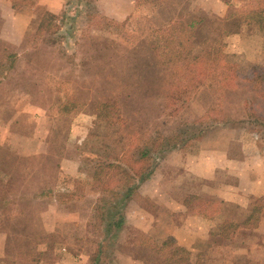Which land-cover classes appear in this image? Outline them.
<instances>
[{"label": "rangeland", "instance_id": "obj_1", "mask_svg": "<svg viewBox=\"0 0 264 264\" xmlns=\"http://www.w3.org/2000/svg\"><path fill=\"white\" fill-rule=\"evenodd\" d=\"M261 4L262 0H0V180L11 183L0 187L11 192L8 200L12 201L0 214L11 215L9 223L22 220L18 225L22 228L30 223L22 217L23 207L35 202L39 220L50 224L52 218L42 219V215L55 202L56 214L70 231L71 257H81L80 264H94L98 253L105 264H156L159 256L148 245L157 242L144 238L129 219L125 228L105 225L102 204L91 195L86 197L84 181L65 175L62 164L77 156L82 173L93 174L100 161L111 160L92 153L104 151L98 142L119 135L132 148L158 134L175 138L177 132L183 134L187 150L207 128L221 123L264 131V29L247 17ZM200 19L205 21L199 24ZM212 20L226 23L232 32L218 44L225 60L240 77L251 72L258 81L236 90L213 82L216 74H206L189 96H176L172 85L182 82L179 85L185 88L190 73L177 74L161 61L158 65L154 53L164 58L169 52L166 37L174 24H193L198 42L214 37L220 31H207ZM46 24L49 29L37 31ZM134 48L138 54L129 56ZM255 66L259 68L253 70ZM210 95L215 102L198 115ZM102 101L117 106L124 120L99 119ZM159 164L156 168L164 176L172 182L177 179L180 194L206 193V184L192 182L172 163ZM100 175L107 186L121 177L111 168ZM23 196L35 200L24 202ZM206 202V198L194 200L192 210L210 215ZM226 212L223 217L234 219L230 208ZM223 224L215 232L220 236L208 242L214 251L210 258H220L226 239L235 231V223ZM37 231L31 236L15 235L12 226L0 222L4 256L38 257L41 264H52L63 240L58 234L49 236L44 225ZM136 241L146 247H132ZM206 246L207 242L200 243L187 250L193 260L207 264Z\"/></svg>", "mask_w": 264, "mask_h": 264}, {"label": "crops", "instance_id": "obj_2", "mask_svg": "<svg viewBox=\"0 0 264 264\" xmlns=\"http://www.w3.org/2000/svg\"><path fill=\"white\" fill-rule=\"evenodd\" d=\"M214 102V97L210 95L205 109L198 115L206 113ZM249 113L248 110V116ZM184 147L180 142L174 149L168 150L164 157L159 158L158 164L160 162L159 165L164 167L165 163H172L181 174H188L192 182L206 184V193L189 191L180 194L181 188L174 183L178 182L177 179L172 182L161 173L160 167L157 170L156 165L150 177L143 180L134 179L132 182L130 198L122 208L124 225H127L129 219L146 235L144 238L151 239L158 245L169 237H173L178 245L185 248H198L200 243L207 242L205 247L207 264H264V131L221 123L207 128L205 134L199 137L197 144L187 146V150ZM77 160L78 157L74 156L62 164L64 174L84 181L86 197L91 195L95 200L102 196L106 197L107 194H103L105 192L103 185L100 187L92 174L82 173L83 170ZM116 184V180L111 179L110 188L122 191ZM198 198H206L209 201L206 202V210L210 215H204L192 210V206L186 205L187 201ZM146 204L153 209L149 210ZM47 206L48 210L43 212L42 219L52 218L50 224H43L39 220L41 212L38 211L35 202L24 205L22 217L25 216V220L30 219V223L25 221L27 224L22 228L18 227L23 223L22 220L9 223L11 215L0 214V222L2 225L12 226L13 233L20 236L34 235L38 228L44 225L49 236L58 234L63 240L60 249L58 248L59 256L54 257L52 264H80L81 257H71L68 246L70 231L65 227L64 219H59L56 214L58 208L55 202ZM229 208L230 212L236 214L234 219L223 217ZM91 209L93 210V206ZM218 215L222 216L217 217ZM253 216L255 220L251 222ZM223 223H231L230 225L235 223V231L226 239L227 242L220 252L222 256L220 255L218 259L210 258L213 249L208 242L220 236L215 232L224 225ZM2 241L0 236V264H41L38 257L31 259L16 257L13 260L6 258L1 251ZM139 242L136 241L131 246H145ZM89 262H92L90 256Z\"/></svg>", "mask_w": 264, "mask_h": 264}, {"label": "trees", "instance_id": "obj_3", "mask_svg": "<svg viewBox=\"0 0 264 264\" xmlns=\"http://www.w3.org/2000/svg\"><path fill=\"white\" fill-rule=\"evenodd\" d=\"M263 1L264 0H262V4L259 7L254 8V10H252V12H250L247 16L254 23H258L261 29H264ZM200 20L201 21H198L199 24L200 22L205 21V19ZM44 21L45 20H43L42 22ZM196 23L197 22H195V24ZM45 29H49L48 24H46L45 26H38L37 31L41 32ZM208 29L211 33L212 31H220L221 33L219 32V34L215 35L214 37L208 36L205 42H198V35L193 24L189 26H185L184 24H174L170 27V32H168V35L166 37L167 43L170 47L169 52L164 56V58H160L158 56V53H154L157 56L156 62H158V65L161 61V64L163 65H170V67L172 66L177 74L179 73V71L181 72V74L184 72L190 73L189 78L191 81L184 85L185 88H182L179 85L182 82L174 84L175 86L172 85V90L176 88V96L178 94L189 96L192 89L198 88L200 80H203V78L199 77H204L206 74H208V76L211 74H216L215 78L213 77V82H224V88L230 87L236 90H241L244 88L248 89L250 88L248 86L249 83L246 82L258 81L255 79L256 75L251 72L243 77H240L239 72L235 69L234 65L228 63L225 60V53L218 46V44L223 37H226L232 33L227 28L226 23L212 20L207 27V31ZM206 43H210L209 46ZM174 44L178 45V47H176ZM194 50H197L198 53H194ZM137 52H139V50L134 48L129 56L138 54ZM218 58L221 59L218 62V65H220L222 68L216 64ZM212 66H214L216 69L213 70ZM257 68H259V66H255L253 70H256ZM216 71H218V73ZM176 72L175 77H177ZM177 87H179L180 89H178ZM121 113L122 111L117 106L115 107L112 103H110V101H102L99 103L97 116L103 121L120 123L124 120L121 116ZM158 135V137H149L148 141L136 145L132 148L127 146V143L122 140V135H119L117 137H108V139H105V141L98 142L104 148V151L95 150L94 152H92L96 154L97 157L102 156L106 157L107 160L111 159L110 161L106 162L100 161L98 163L100 167L97 168L96 166L95 171L92 174L94 180H96L98 184H101V187L103 185L105 191L103 194H109V198L108 196H102V198L98 200L102 204L101 210L105 211V214H103L105 225L107 224V222H110L115 228L120 229L124 226L125 218L122 208H124L130 198L133 186L132 182L134 181V179L143 180L150 177V175H152L154 171L155 166L157 165L158 159L164 157L168 150L174 149L176 145H178L180 142L183 143L184 141L182 139L183 134L179 135L177 134V132L175 133V138L165 135L163 136L161 134ZM180 137L181 140L179 141ZM184 137H186V135H184ZM113 144H116L117 147L112 146ZM117 148H119V150H116ZM131 151L135 152L131 153ZM110 168L114 169L115 171H119V173L121 174V177L118 176L119 178L116 179V185H118L117 188L119 187L121 188L120 190H122L120 192L112 190L110 186H107L108 184H105V182H103V178L105 176L100 175L101 170L104 171L105 169ZM4 185L9 186L11 185V183L5 182L3 179H1L0 186ZM4 188L0 187V210L4 209L5 206L12 203V201L8 200V196L11 195V192L7 193ZM123 190H125V192H123ZM121 192H123V194H121ZM23 197L24 202L32 201L34 199L33 198L31 200H28V198H26L27 196ZM193 201L194 199L189 200V202L187 201L186 205L188 207L192 206ZM253 218L255 220L254 216L252 217V219ZM249 220L250 219H248V221ZM148 247L150 250L153 249L154 255L159 256V261L156 264H199L197 261L193 260L191 253L187 250V248L176 244V241L173 237H169L168 239H166L162 243V245L155 246L153 244H149ZM167 250L169 251L167 252ZM93 260L94 264H105L102 261L99 253L94 256ZM149 263L150 262L148 261L147 264Z\"/></svg>", "mask_w": 264, "mask_h": 264}]
</instances>
